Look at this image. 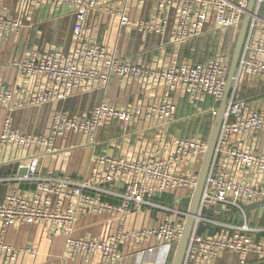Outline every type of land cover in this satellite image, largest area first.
I'll use <instances>...</instances> for the list:
<instances>
[{
  "label": "built area",
  "instance_id": "built-area-1",
  "mask_svg": "<svg viewBox=\"0 0 264 264\" xmlns=\"http://www.w3.org/2000/svg\"><path fill=\"white\" fill-rule=\"evenodd\" d=\"M249 2L0 0V47L31 28L40 10L59 13L60 18L65 11L72 21L68 50L58 44L45 49L33 46L7 62L24 75L28 89H36L21 93L0 79V109L37 108L68 99L80 89L106 90L113 74L137 83L141 91L154 90L148 103L103 101L80 116L58 108L47 134L20 131L10 117L5 119L0 144L34 146L36 152L28 158L27 174L0 176V184L9 185L0 202V264L36 253L32 245L18 247L5 241L8 227L16 223L49 226L53 234L66 235L69 254L86 260L100 253L105 264H118L125 257L122 244L146 243L138 264L174 263L208 148L210 132L205 122L215 118L224 96ZM101 16L116 19L120 29L161 36L162 49L171 47L174 57L164 65L121 56L118 41L110 49L90 37V19ZM207 33L215 34V44L209 55L198 58L193 43ZM259 99L264 100V0H256L251 13L182 264H213L224 251L239 255L242 264L251 257L264 258V223L252 222L254 211L264 209V151L252 146L253 136L264 131V105L253 104ZM142 120L157 131L149 153L129 156L102 151L89 174L78 179L39 169L41 150L57 151L58 138L79 135L86 144L96 145L106 125L116 124L126 135ZM180 120L190 121L187 131L171 134L168 127ZM152 210L160 213V219L148 227L125 230L120 226L106 239L73 236L82 215L110 214L123 222L133 212ZM200 225L207 231L199 234ZM152 253L153 260L143 263Z\"/></svg>",
  "mask_w": 264,
  "mask_h": 264
},
{
  "label": "crops",
  "instance_id": "crops-1",
  "mask_svg": "<svg viewBox=\"0 0 264 264\" xmlns=\"http://www.w3.org/2000/svg\"><path fill=\"white\" fill-rule=\"evenodd\" d=\"M65 13V11L62 12L63 18H60L59 13L48 15L42 10L37 13L36 19L48 16L55 23L54 29L51 30L52 42H46L42 46L35 45L36 47L45 49L58 44L66 50L70 48L72 43V21L69 16H65ZM66 24L67 32L64 34ZM90 25L93 26L90 37L103 42L110 49L118 41L119 54L121 56L146 61H158L164 65L169 63L174 57L171 47L162 49L163 38L161 36L143 34L142 32L127 28L120 29L118 21L114 18L103 16L92 17ZM101 27L104 33L98 36L94 31ZM11 38L5 41L7 42L5 46V42H3L0 47V79H3L12 89L21 93H31L36 87H34V90L31 87V90L28 89L24 75L20 71L11 69L6 65L11 58L15 56L20 57L15 52L21 47V42L18 44L19 38H12L13 41ZM55 41H57L56 44H54ZM12 50L14 51L13 54H11ZM75 92L68 99L54 101L37 108H25L17 111H10L6 108L0 109V135L7 117L12 119L14 127L20 131L47 134L53 113L58 108L72 115L80 116L86 114L96 104L103 101L119 105L128 103L139 104L140 102L142 104V102L148 103L151 101V97L154 94L153 89L148 88L141 91L137 83H128L115 74L111 76L110 85L106 90L95 88L91 90L80 89ZM259 100H262V104L264 105V100ZM171 126L168 127L169 132H171ZM178 132L176 134L183 133ZM156 133V127L153 124L142 120L134 127L131 134L126 135L120 132L116 124L106 125L100 131L96 145L86 144L83 137L79 135L58 138L56 144L58 147L57 151L47 152L43 149L41 150L39 169L43 173H51L54 176H70L78 179L89 174L95 157L102 151H113L117 154L129 156L151 152L154 146V138L157 136ZM252 146L253 150L258 152L264 151V131L253 136ZM35 152L34 146L20 148L15 144L6 147L0 144V158L5 161V164L0 166V176H10L20 173V169L28 165L29 156ZM8 187L9 185L7 184H0V202L3 201ZM256 213H258L257 221L259 223L264 221V209L254 211L252 221ZM159 219L160 213H157L155 210L133 212L123 222L110 214H86L80 217L73 236L76 238L98 236L101 239H106L116 233L120 226L125 230L144 226L148 227L157 223ZM1 233L2 225L0 222V236ZM4 239L7 243L18 247L32 245L36 248L35 254H21L13 264H105L100 253L94 254L89 260H86L82 255L72 256L66 250V235L53 234L49 226L40 223H16L10 225ZM146 246V243L122 244L121 251L125 257L118 264H138L142 257L139 252ZM153 258V253L147 254L143 263L145 261H152ZM213 264H242V262L239 255L224 251ZM245 264H264V258L251 257Z\"/></svg>",
  "mask_w": 264,
  "mask_h": 264
},
{
  "label": "water",
  "instance_id": "water-1",
  "mask_svg": "<svg viewBox=\"0 0 264 264\" xmlns=\"http://www.w3.org/2000/svg\"><path fill=\"white\" fill-rule=\"evenodd\" d=\"M255 1L256 0H250L249 6L247 8V12L244 16L242 23H241L240 31L238 33L237 41H236L234 52H233L232 62L230 65V70H229V74H228V80H227L225 93H224V96L221 99L220 104H219L217 111H216V116L214 118L212 129H211L209 140H208V148H207V151H206L204 158H203V161H202V165H201V168L199 171V179H198V182H197V185H196V188L194 190L193 197L191 200L190 211H189L190 215L187 218V221L185 224V230H184L182 238L179 242L173 264H182V262H183L185 250H186L187 243H188V239H189V236H190V234L192 232V228H193L194 215L196 214V210L198 208V204H199V201L201 199L202 191L204 188L206 176H207V173L209 171V167H210L211 162H212L213 157H214L217 137H218L220 126H221L223 116H224V113H225V110L227 107L228 98H229L231 88H232V84H233V80H234V77H235V74L237 71V67H238L240 56H241L242 48H243V45H244V42L246 39L248 26H249V22H250V17H251V13H252L254 5H255ZM27 173H28L27 167H23L20 169L21 175H25ZM157 196H160V194H157ZM184 203H187L186 199H184ZM216 208L218 210H220L221 206L217 205ZM257 215H258V213H256V215L252 221L253 223H255L257 221ZM241 219H242V217H240V220ZM263 223H264V221L260 222V224H263ZM204 231H207V230H205V226L200 225L198 228V233L202 234Z\"/></svg>",
  "mask_w": 264,
  "mask_h": 264
},
{
  "label": "rangeland",
  "instance_id": "rangeland-1",
  "mask_svg": "<svg viewBox=\"0 0 264 264\" xmlns=\"http://www.w3.org/2000/svg\"><path fill=\"white\" fill-rule=\"evenodd\" d=\"M37 18V14L36 16L33 17L32 22H33V26L31 28H26L24 31V34L21 35V37L18 39V44L21 42V47L19 48V50H17V52H15V54L17 53V55L22 56L24 53H27L29 49H31L33 46L35 45H40L42 46L43 44H45L46 42H52L51 40V30L54 29V21L52 18L45 16V17H40L39 19ZM52 27V28H51ZM91 27L93 28V26L91 25ZM107 30V29H106ZM67 32V24L65 25V32L64 34ZM95 34L102 35L104 33L103 28L101 27L100 29H96ZM211 33H207L203 36H201L200 38L196 39L194 41V45L195 49H196V57L198 58H202L205 54L209 55L211 53V48L212 46L215 44L214 41V37L215 34L210 35ZM14 38V37H12ZM11 38V40L13 41V39ZM10 40V41H11ZM7 42L4 43V46L6 45ZM57 41H55L54 44H56ZM15 45V44H14ZM206 48H209L206 51ZM14 50V48H12ZM11 52V54H13V51ZM10 54V55H11ZM10 55H8V57H10ZM262 100H256L253 102L254 105L260 106L262 104ZM214 119V118H213ZM209 120V122H205V124L207 125V128L209 130V132H211L212 129V125H213V121L214 120ZM190 121H186V120H180L177 123L173 124L170 128V133L171 134H176L177 131L180 132H186L187 128L189 127ZM199 122V119H198ZM195 124V120H192V126Z\"/></svg>",
  "mask_w": 264,
  "mask_h": 264
},
{
  "label": "trees",
  "instance_id": "trees-1",
  "mask_svg": "<svg viewBox=\"0 0 264 264\" xmlns=\"http://www.w3.org/2000/svg\"><path fill=\"white\" fill-rule=\"evenodd\" d=\"M163 199H166V197H165V198H163Z\"/></svg>",
  "mask_w": 264,
  "mask_h": 264
}]
</instances>
